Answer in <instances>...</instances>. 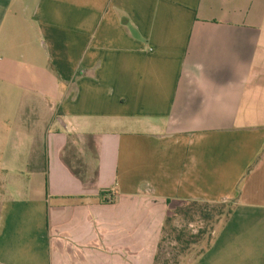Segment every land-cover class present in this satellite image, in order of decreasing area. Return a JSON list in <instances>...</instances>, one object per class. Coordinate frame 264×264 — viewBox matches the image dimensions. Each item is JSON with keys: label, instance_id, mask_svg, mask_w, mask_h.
I'll return each mask as SVG.
<instances>
[{"label": "crops", "instance_id": "obj_1", "mask_svg": "<svg viewBox=\"0 0 264 264\" xmlns=\"http://www.w3.org/2000/svg\"><path fill=\"white\" fill-rule=\"evenodd\" d=\"M168 199L264 264V0H0V264H154Z\"/></svg>", "mask_w": 264, "mask_h": 264}, {"label": "rangeland", "instance_id": "obj_2", "mask_svg": "<svg viewBox=\"0 0 264 264\" xmlns=\"http://www.w3.org/2000/svg\"><path fill=\"white\" fill-rule=\"evenodd\" d=\"M75 170L84 171L83 157L81 156L78 148L70 143L68 152L66 155ZM173 203L174 210L182 208L181 212L176 214V218L172 225L177 228V232L183 233V239L179 242L173 240V233L170 231V226H167V233H164L161 237L159 258L155 264H181L185 262L186 257L190 254H199L211 241L214 235V229L220 224V220L208 221L204 219V215L201 214L202 209L213 210L214 208L228 209V203L222 206V202H204L199 201L198 204L193 206L185 204L183 202ZM194 208L196 214L191 217L187 214V211ZM224 218V216H222ZM200 231V232H199ZM199 233L197 238H193V235ZM185 241H191L188 245Z\"/></svg>", "mask_w": 264, "mask_h": 264}, {"label": "trees", "instance_id": "obj_3", "mask_svg": "<svg viewBox=\"0 0 264 264\" xmlns=\"http://www.w3.org/2000/svg\"><path fill=\"white\" fill-rule=\"evenodd\" d=\"M68 161H69V158H68ZM70 164H71V162H70ZM75 173L76 174H83V173L78 172L77 170H75ZM82 177L84 178V174L82 175ZM105 192L106 191H101L100 196L103 197ZM199 201H201V200L187 199V200H181L179 202H183L185 204H189V205L193 206L195 204H198ZM204 202H209V201H204ZM173 203H178V202L177 201L173 202V201H171V199L170 200L168 199V210H167L166 218H165L164 225H163V234L167 233V228H168L167 226H170L171 233L174 232L173 233L174 234L173 240L176 242H179L183 239L184 234L177 232V228L172 224L176 218V214L181 212L182 208H179L178 210L175 211L174 207H173ZM225 204H226L225 202H222V206H224ZM233 209H234V202H229L228 203V209L226 211H224L223 209L221 210V209H217V208H214L213 210L212 209L211 210L202 209L201 214L204 215V219H209L208 221L216 222V221L220 220L222 218V216L229 217L230 214L233 212ZM187 214L191 215V217H192L196 214V211L194 208H191V210L189 209L187 211ZM198 236H199V233L193 235V238H197ZM185 242L189 245L191 241H185ZM160 246H161V243H159L158 251L156 253L154 264L156 263L157 259L159 258Z\"/></svg>", "mask_w": 264, "mask_h": 264}]
</instances>
